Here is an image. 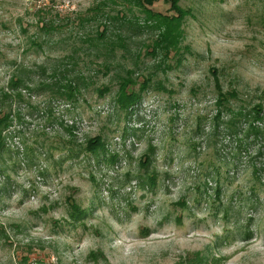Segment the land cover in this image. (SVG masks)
Wrapping results in <instances>:
<instances>
[{"label": "rangeland", "instance_id": "rangeland-1", "mask_svg": "<svg viewBox=\"0 0 264 264\" xmlns=\"http://www.w3.org/2000/svg\"><path fill=\"white\" fill-rule=\"evenodd\" d=\"M176 5L178 47L152 53L157 31L119 0H0V264H264V137L222 128L264 110V0ZM105 24L127 50L104 49ZM127 68L130 90L150 79L130 113L113 101ZM58 69L83 78L76 100L33 89Z\"/></svg>", "mask_w": 264, "mask_h": 264}, {"label": "trees", "instance_id": "trees-1", "mask_svg": "<svg viewBox=\"0 0 264 264\" xmlns=\"http://www.w3.org/2000/svg\"><path fill=\"white\" fill-rule=\"evenodd\" d=\"M122 3V6L128 8L131 10V8H138L140 11L143 12L144 18H143V25L142 27H146L149 29L156 30V38L152 41L151 44V51L152 53H156L157 51H163L170 48L177 49L179 45V40L182 36V32L179 31L177 28H172V24L175 23V21L182 19L187 14V11L181 10L176 5V0H162L163 3L169 4V10H171L173 13L171 15H163L159 12H154L150 9V6L154 4L155 2H158L160 0H119ZM98 9V7L96 8ZM120 14V15H119ZM118 19L121 25H125L129 22V18L127 17L126 13L121 11L116 13V16H109V14H105V19L108 21L110 19ZM43 29L45 28V24H43ZM97 33V32H96ZM97 37L99 40L104 44V49H108V52L111 53L115 52V48L122 47L125 50H127L126 45V38L124 36V32L121 30L116 33H109L108 26L105 24L104 27L100 32L97 33ZM178 38V39H177ZM108 52L105 54V52L100 51L99 53L103 57L102 60V66L105 69V74L110 73V61L108 59ZM56 72V70H53L52 74ZM58 76L59 79H63L64 83L60 80H56L55 82H38L36 84V88H33L36 91H46L50 90L51 92L57 93L61 96H65L70 101H74L77 98V94L81 93V87H80V79L79 75H74L72 77L67 78L63 72H61L59 69ZM135 70L133 68L131 69H125L124 75L120 76V81L118 82V89L114 95V104L117 106L118 109L125 111L126 113H130L133 111L134 105H136L138 100V95L140 92L144 91L142 89H145L149 82V78H143L142 82L139 84L140 89L138 91L130 90V86L134 85L135 81L132 79V76L134 75ZM79 79V81H78ZM8 89H10L13 93L12 94H4L5 97H10V95L14 96V99L16 101L23 100V94L22 90H31L29 82L27 80H24L21 77H14L9 80L8 83ZM110 91V88L107 86L102 87L101 89L97 90L98 95H105ZM1 105V104H0ZM1 107V106H0ZM231 116L228 117L227 122L224 123L222 128L226 131L228 135L234 134L235 129H239L235 127V124L232 125L233 122L237 119H243L247 122V126H245L244 129L238 130L237 134L241 133L246 138H261L264 137V126H261L258 128V126H255L253 122H261V125H264V110H262V107L259 105L253 106L252 110L243 113L242 111L238 112H231ZM221 116H216V119H220ZM9 115H4L2 118H0V149L5 148L4 143V136L3 131H5L8 128V122ZM219 125H216V128H218ZM68 133H71L72 130L67 129ZM101 141L100 138H94L91 139L88 143H86L85 150L89 152H94L100 147ZM262 154V152H261ZM262 169L264 170V162H262Z\"/></svg>", "mask_w": 264, "mask_h": 264}]
</instances>
